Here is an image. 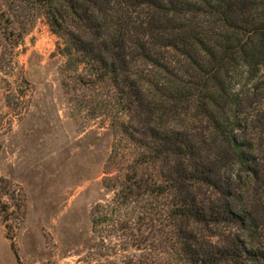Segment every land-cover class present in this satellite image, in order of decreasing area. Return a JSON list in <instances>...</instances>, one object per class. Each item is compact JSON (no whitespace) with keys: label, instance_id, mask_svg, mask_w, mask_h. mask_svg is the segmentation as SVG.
Listing matches in <instances>:
<instances>
[{"label":"trees","instance_id":"obj_1","mask_svg":"<svg viewBox=\"0 0 264 264\" xmlns=\"http://www.w3.org/2000/svg\"><path fill=\"white\" fill-rule=\"evenodd\" d=\"M25 1L64 39L80 83L108 90L102 104L127 146L124 177L107 186L112 199L91 210L101 245L140 252L126 264L264 260L240 235L214 240L216 229L254 224L224 169L257 175L253 144L239 134L254 113L237 86L264 70V0ZM5 193L15 201L11 215L0 207L9 230L10 220L23 222L26 199Z\"/></svg>","mask_w":264,"mask_h":264},{"label":"rangeland","instance_id":"obj_2","mask_svg":"<svg viewBox=\"0 0 264 264\" xmlns=\"http://www.w3.org/2000/svg\"><path fill=\"white\" fill-rule=\"evenodd\" d=\"M63 47L38 4L0 0V207L14 210L7 188L26 199L23 222L10 220L9 230L0 212V264H126L140 255L109 239L103 247L92 230L91 210L112 199L107 186L124 177L128 150L102 104L108 90L80 83ZM237 90L254 113L239 134L253 144L257 175L224 171L233 170L234 204L254 224L216 229L214 240L231 232L264 252V70Z\"/></svg>","mask_w":264,"mask_h":264}]
</instances>
